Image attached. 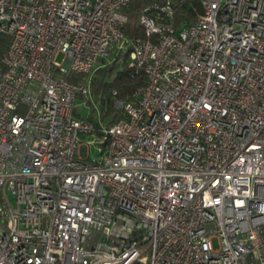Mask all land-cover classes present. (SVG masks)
<instances>
[{
    "label": "built area",
    "instance_id": "built-area-1",
    "mask_svg": "<svg viewBox=\"0 0 264 264\" xmlns=\"http://www.w3.org/2000/svg\"><path fill=\"white\" fill-rule=\"evenodd\" d=\"M132 1L0 0V264H264V0L151 2L142 36ZM125 56L107 125L90 76Z\"/></svg>",
    "mask_w": 264,
    "mask_h": 264
},
{
    "label": "trees",
    "instance_id": "trees-1",
    "mask_svg": "<svg viewBox=\"0 0 264 264\" xmlns=\"http://www.w3.org/2000/svg\"><path fill=\"white\" fill-rule=\"evenodd\" d=\"M162 0H138L137 3L133 1L127 9L132 7H142L151 2H161ZM200 4L197 1L184 3L175 11L174 26L180 28L188 24L196 15L201 12ZM125 32L127 35H143V31L138 24V21L133 24L127 19L125 25ZM9 38L6 35L0 36V53L3 52L8 44ZM82 74H70L71 81L82 80ZM145 80V75L141 71H136L128 67L127 57L119 60H113L109 64H100L90 76V92L92 99L100 111L101 121L107 125H111L123 117L122 111L116 109L111 98V91L117 92L118 99L132 100L135 89L141 85ZM89 119L93 120V109L91 108Z\"/></svg>",
    "mask_w": 264,
    "mask_h": 264
},
{
    "label": "rangeland",
    "instance_id": "rangeland-1",
    "mask_svg": "<svg viewBox=\"0 0 264 264\" xmlns=\"http://www.w3.org/2000/svg\"><path fill=\"white\" fill-rule=\"evenodd\" d=\"M134 3H137L138 0H133ZM139 7H132L131 9H126L124 10V14L127 15L128 17V20L133 24H134L138 21V16H139ZM83 99L82 98H78L76 100V111L78 112V114L82 115V116H87L88 113H89V110H88V107L86 104H84L83 102ZM91 110H90V114H91ZM96 117V114L93 113V118ZM86 140H92L91 137H87ZM89 159H94L98 156V148H99V145L98 144H95V143H91L89 145Z\"/></svg>",
    "mask_w": 264,
    "mask_h": 264
}]
</instances>
